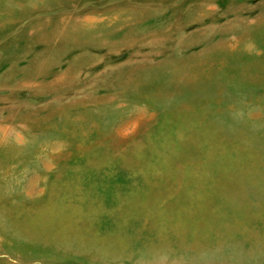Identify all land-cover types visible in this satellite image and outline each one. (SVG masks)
<instances>
[{"label": "rangeland", "instance_id": "1", "mask_svg": "<svg viewBox=\"0 0 264 264\" xmlns=\"http://www.w3.org/2000/svg\"><path fill=\"white\" fill-rule=\"evenodd\" d=\"M0 264H264V0H0Z\"/></svg>", "mask_w": 264, "mask_h": 264}]
</instances>
